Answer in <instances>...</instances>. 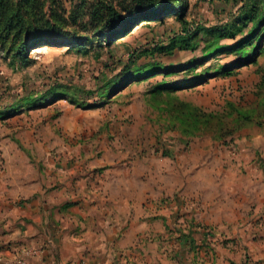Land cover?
Returning <instances> with one entry per match:
<instances>
[{"label": "rangeland", "instance_id": "1", "mask_svg": "<svg viewBox=\"0 0 264 264\" xmlns=\"http://www.w3.org/2000/svg\"><path fill=\"white\" fill-rule=\"evenodd\" d=\"M34 1L77 36L25 59L0 47V261L31 246L17 238L32 197L73 204L69 218L88 190L127 200L130 220L157 221L168 248L195 256L197 227L225 234L239 175L257 171L243 162L264 156V0H181L182 15L148 13L109 42L88 12L109 3L131 18L135 2Z\"/></svg>", "mask_w": 264, "mask_h": 264}, {"label": "crops", "instance_id": "2", "mask_svg": "<svg viewBox=\"0 0 264 264\" xmlns=\"http://www.w3.org/2000/svg\"><path fill=\"white\" fill-rule=\"evenodd\" d=\"M243 164H255L257 171L239 175L243 182L239 190H233L230 195L239 199L228 200L231 215L223 224L225 234L202 235L199 231L202 228L197 227L195 256L178 239L168 248L162 241L166 229L159 227L157 221L151 224L142 219L140 225L139 221L130 220L127 213L132 206L127 200L114 206L111 195L97 196L88 190L86 196L81 197L85 200L82 214L69 218L61 213L67 212L73 204L67 206L62 203L64 200L44 203L37 196L23 207L25 218L22 220L27 227L17 239H21L22 245H31L28 248H41L38 254L25 256V264H264V156L245 159ZM55 195L74 198V194L70 196L61 191H54L52 196ZM207 223L208 227L216 228V221ZM39 226L44 231L40 232ZM252 226H258L254 227L256 232L248 231ZM17 244L12 242L9 247ZM8 253L6 238L0 256ZM0 264H8V260H1Z\"/></svg>", "mask_w": 264, "mask_h": 264}, {"label": "trees", "instance_id": "3", "mask_svg": "<svg viewBox=\"0 0 264 264\" xmlns=\"http://www.w3.org/2000/svg\"><path fill=\"white\" fill-rule=\"evenodd\" d=\"M136 3L131 18L122 16L115 5L106 3L101 8L93 7L88 12L87 22L93 24L104 34V41L109 42L125 32L137 18L147 16L162 18L167 11L182 15L184 8L180 6L181 0H131ZM84 14L83 16H85ZM71 20L64 16H50L40 12L34 0H0V47L12 50L13 54L25 59L30 47L37 43H53L68 39L69 35L77 36L75 28L70 34H63L61 26ZM80 21V20H79ZM85 21V20H84ZM78 18H73L72 25L78 24ZM63 35V36H62ZM71 38V37H70ZM264 96V93H263ZM257 115L264 118V100ZM243 114V113H242ZM248 114L240 116L241 120L248 119ZM239 126V125H238Z\"/></svg>", "mask_w": 264, "mask_h": 264}, {"label": "built area", "instance_id": "4", "mask_svg": "<svg viewBox=\"0 0 264 264\" xmlns=\"http://www.w3.org/2000/svg\"><path fill=\"white\" fill-rule=\"evenodd\" d=\"M41 251V248H26L23 249L21 256L15 260V264H25V256L36 255Z\"/></svg>", "mask_w": 264, "mask_h": 264}]
</instances>
